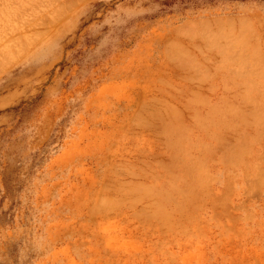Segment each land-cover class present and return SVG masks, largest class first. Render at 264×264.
I'll return each mask as SVG.
<instances>
[{
  "label": "rangeland",
  "instance_id": "obj_1",
  "mask_svg": "<svg viewBox=\"0 0 264 264\" xmlns=\"http://www.w3.org/2000/svg\"><path fill=\"white\" fill-rule=\"evenodd\" d=\"M263 56L264 0H0V264H264Z\"/></svg>",
  "mask_w": 264,
  "mask_h": 264
},
{
  "label": "bare ground",
  "instance_id": "obj_2",
  "mask_svg": "<svg viewBox=\"0 0 264 264\" xmlns=\"http://www.w3.org/2000/svg\"><path fill=\"white\" fill-rule=\"evenodd\" d=\"M214 20H215V19H214ZM217 20H218V19H217ZM206 22L208 23V21H206ZM217 22H219V23H217ZM217 22H216V23H217V24H216L217 27H219V28H220V27H224V26H223V25H224L223 20H222L223 25H222V22H221L220 20L217 21ZM228 23H231V22L228 20ZM233 23H234V22H233ZM192 24L194 25L195 23L193 22ZM207 25H208V24H207ZM210 25H211V24H210ZM210 25H208V27H210ZM185 26H187V28H188V25H187V24H186ZM199 26H201V25H199ZM182 27H183V26H182ZM208 27H207L206 25H204V26H201L200 29L202 28L203 32H204V31H207V30H209V29H210V30L212 29V27H210V28H208ZM225 27H226V26H225ZM225 27H224V28H225ZM194 28H195V29H194ZM228 28H229V26H228ZM191 29H192V28H191ZM191 29L188 28V29H186V30H187V31H189V30H190V31H194L195 33H196V31H195L196 29L199 30L197 26L195 27V25H194V27H193L194 30H193V29L191 30ZM215 29H216V28H215ZM180 30H181V29H180ZM221 30H222V29H221ZM178 31H179V30H178ZM181 31H183V29H182ZM225 31H226V29H225ZM185 32H186V31H185ZM185 32H184V33H185ZM218 32H219V30H218ZM227 32L229 33V31H227ZM231 32H232V31H231ZM178 33H180V32H178ZM187 33H188V32H187ZM190 33H191V32H190ZM205 33H206V32H205ZM207 33H208V32H207ZM220 33H221V32H220ZM181 34H182V33H181ZM196 34H197V33H196ZM218 34H219V33H218ZM222 34H223V33H222ZM200 35H201V33H200ZM219 35H220V34H219ZM210 36H211V35H210ZM194 37H196V36H194ZM199 37H200V36H199ZM210 40H211V39H210ZM223 40H224V39H223ZM219 41H220V40H219ZM228 41H229V40H228ZM210 43H211V42H210ZM228 43H230V42H228ZM217 44H219V42H217ZM182 45H183V44H182ZM222 46H223V45H221V46L219 45V47H221V48H222ZM224 46H225V45H224ZM231 46H232V45H231ZM199 47H200V46H199ZM184 48H185V47H184ZM200 48H201V47H200ZM222 49L225 50V49H227V48H226V47H223ZM222 49H221V50H222ZM167 50H168V49H167ZM207 50H208V49H207ZM218 50H219V49H218ZM233 50H234V49H233ZM225 52H226V51H225ZM226 53H227V52H226ZM231 53H232V52H231ZM231 53H230V54H231ZM236 53H237V51H236ZM237 55H238V54H237ZM235 56H236V55H235ZM239 56H241V55L239 54ZM260 56H261V55H260ZM174 57H175V56H174ZM233 57H234V55H233ZM263 57H264V56H263ZM240 58H241V57H240ZM258 58H259V57H258ZM207 59H208V58H207ZM198 61H199V60H198ZM207 61H208V60H207ZM245 61H246V60H245ZM262 61H263V60H262ZM197 64H198V63H197ZM195 66H196V65H195ZM199 66H200V65H199ZM234 66H235V65H234ZM257 66H258V65H257ZM259 67H260V66H259ZM253 69H254V68H253ZM234 70H235V69H234ZM261 70H262V69H261ZM238 71H239V70H238ZM254 72H256V71H254ZM239 73H240V72H239ZM256 73H258V72H256ZM242 74H243V72H242ZM245 74H247V73H245ZM261 74H262V73H261ZM240 76H241V75H240ZM257 76H258V75H257ZM251 84H252V83H251ZM248 85H249V84H248ZM257 85H258V84H257ZM249 86H250V85H249ZM253 88H254V87H253ZM263 88H264V87H263ZM256 90H258V89H256ZM248 92H249V91H248ZM252 92H253V91H252ZM193 94H194V93H193ZM251 95H252V94H251ZM175 96H176V95H175ZM243 96H244V95H243ZM256 96H257V95H256ZM201 97H203V96H201ZM173 98H174V97H173ZM247 98H248V94H247ZM157 100H158V99H157ZM178 100H179V99H178ZM197 100H198V99H197ZM241 100H242V99H241ZM159 101H161V100H158V103H159ZM163 102H164V101H163ZM256 102L258 103V101H256ZM199 103H200V102H199ZM179 104H180V103H179ZM236 108H237V107H236ZM189 109H190V108H189ZM263 109H264V108H263ZM172 110H173V109H172ZM219 111H220V110H219ZM237 111H239V110H237ZM240 111H242V110H240ZM246 111H247V110H246ZM256 111H257V113H258V110H256ZM261 111H263V110H261ZM175 113H177V112H175ZM235 113H237V112H235ZM238 113H241V112H238ZM136 114H137V113H136ZM140 114H141V113H140ZM258 114H259V113H258ZM174 115H175V114H174ZM178 115H179V114H178ZM249 115H251V114H249ZM259 115H260V114H259ZM262 115H263V114H262ZM262 115H261V116H262ZM263 116H264V115H263ZM168 117H169V116H168ZM175 117H176V115H175ZM196 117H197V116H196ZM241 117L244 118L243 115H242ZM138 118H139V117H138ZM173 118H174V117H173ZM245 118H246V117H245ZM263 118H264V117H262V119H263ZM174 119H175V118H174ZM174 119H173V120H174ZM176 119L183 120V119H180V118H178V117H176ZM169 120H171V123H172V118L169 119ZM179 120L177 121L178 123H179ZM175 121H176V120H175ZM166 122L168 123L169 121H166ZM261 122H262V121H261ZM169 123H170V122H169ZM181 123H184V122L181 121ZM148 124H149V123H148ZM165 124H166V123H165ZM184 124H185V123H184ZM202 124H203V123H202ZM261 124H262V123H261ZM261 124H260V125H261ZM171 125H173V124H171ZM176 125H177V124H176ZM181 125H182V124H181ZM185 125H186V124H185ZM144 126H145V125H144ZM169 126H170V125H169ZM178 127H179V125H178ZM182 127H184V125H182ZM226 127H227V126H226ZM185 128H186V127H185ZM189 128H190V127H189ZM165 129H166V128H165ZM172 130H173V129H172ZM238 131H239V130H238ZM171 132H172V131H171ZM218 133H219V132H218ZM169 134H170V133H169ZM182 134H184L183 131H182ZM165 136H166V135H165ZM252 136H253V135H252ZM184 137H185V136H184ZM219 137H220V136H219ZM165 138H166V137H165ZM188 140H189V139H188ZM220 140H221V138H220ZM163 141H164V140H163ZM238 141H239V140H238ZM228 142H229V141H228ZM231 142H232V141H231ZM245 142H246V141H245ZM189 143H190V142H189ZM191 143H192V142H191ZM235 143H237V142H235ZM241 143H244V142H241ZM231 144H232V143H231ZM233 144H234V143H233ZM240 145H241V144H240ZM244 145H245V144H244ZM253 145H254V144H253ZM231 146H232V145H231ZM233 146H234V145H233ZM236 146H237V145H236ZM237 147H239V146H237ZM242 147L244 148L243 145L241 146V148H242ZM192 149H193V148H192ZM234 149H236V148H234ZM245 149H246V148H244V151L247 152L248 150H245ZM187 150H188V149H187ZM207 150H208V147H207ZM190 151H191V150H190ZM234 151H235V150H234ZM200 152H201V151H200ZM233 153H234V152H233ZM236 154L240 155L241 153H238V152H237ZM245 154H246V153H245ZM243 155H244V154H243ZM179 157H181V155H180ZM244 157H245V156H244ZM260 157H261V156H260ZM231 158H233V157L231 156ZM238 158H241V156L238 157ZM242 158H243V157H242ZM261 159H262V158H261ZM190 160L193 161L192 159H190ZM152 161H153V160H152ZM191 161H190V163H191ZM194 161H195V160H194ZM153 162H154V161H153ZM144 163H145V162H144ZM192 163H193V162H192ZM202 163H203V161H202ZM239 163H240V162H239ZM146 164H147V163H146ZM148 164H149V163H148ZM185 164H186V163H185ZM194 164H195V163H193V164H191V165H192V166H195L196 164H195V165H194ZM200 164H201V163H200ZM126 165H127V164H126ZM133 165H134V164H133ZM191 165L189 166L190 168L192 167ZM238 165H239V164H238ZM147 166H148V165H147ZM198 166H199V165H198ZM247 166H248V163H247ZM130 167L133 168V166H130ZM144 167H145V166H144ZM195 167H197V165H196ZM195 167H194V169H195ZM201 167H202V164H201ZM140 168H141V167H140ZM148 168H149V167H148ZM192 168H193V167H192ZM198 168H200V166H199ZM259 168H260V167H259ZM141 169H142V168H141ZM186 169H187V168H186ZM151 170H154V169H151ZM155 170H156V169H155ZM195 170L197 171V169H195ZM195 170H194V171H195ZM117 171H118V170H117ZM137 171H138V170H137ZM139 171H140V170H139ZM145 171H147V170L145 169ZM183 171H184V170H183ZM190 171H191V170H190ZM148 172H149V171H148ZM130 173H131V172H130ZM133 173H135V172H133ZM174 173H175V172H174ZM206 173H207V172H206ZM261 173H262V172H261ZM263 173H264V172H263ZM263 173H262V174H263ZM131 174H132V173H131ZM138 174H139V173H138ZM158 174H159V173H158ZM193 174H194V173H193ZM258 174H259V173H258ZM139 175H140V174H139ZM177 175H179V174H177ZM195 175H196V173H195ZM200 175H201V174H200ZM205 175H206V174H205ZM209 175H210V174H209ZM259 175H260V174H259ZM153 176H154V175H153ZM156 176H157V175H156ZM159 176H160V175H159ZM201 176H202V175H201ZM206 176H207V175H206ZM256 176H257V175H256ZM135 177H136V176H135ZM144 177H145V176H144ZM157 177H158V176H157ZM160 177H161V176H160ZM173 177H174V176H173ZM176 177H177V176H176ZM180 177H181V176H180ZM190 177H191V176H190ZM208 177H209V176H208ZM146 178H147V177H146ZM174 178H175V177H174ZM178 178H179V177H178ZM182 178H183V177H182ZM255 178H256V177H255ZM201 179H202V178H201ZM131 180H132V179H131ZM207 180H208V179H207ZM207 180H206V181H207ZM263 180H264V179H263ZM121 181H122V180H121ZM186 181H188V180L186 179ZM202 181H203V180H202ZM126 182H127V181H126ZM133 182L135 183V181H133ZM147 182H148V181H147ZM175 182H176V181H175ZM247 182H249V181H247ZM261 182H262V181H261ZM117 183H118V182H117ZM136 183H139V180H138V182H136ZM139 184H140V183H139ZM187 184L189 185V183H187ZM199 184H200V181H199ZM201 184H202V182H201ZM208 184H209V183H208ZM251 184H252V182H251ZM255 184H256V183H255ZM108 185H109V184H108ZM130 185H131V184H130ZM143 185H144V184H143ZM149 185H151V184H149ZM173 185H174V184H173ZM176 185H178V184H176ZM193 185H194V184H193ZM203 185H205V184H203ZM131 186H132V185H131ZM178 186H179V185H178ZM196 186H197V185H196ZM200 186H201V185H200ZM109 187H111V186H109ZM121 187H122V186H121ZM121 187H120V188H121ZM132 187L135 188V184H134V186H132ZM139 187H140V186H139ZM151 187H152V186H151ZM154 187H155V186H154ZM168 187H169V186H168ZM174 187H175V186H174ZM187 187H188V186H187ZM210 187H211V186H210ZM261 187H262V186H261ZM105 188H106V187H105ZM107 188H108V187H107ZM112 188H113V187H112ZM122 188H124V187H122ZM122 188H121V189H122ZM130 188H131V187H130ZM134 188H133V189H134ZM144 188H145V187H144ZM156 188H157V187H156ZM163 188H164V187H163ZM175 188H176V187H175ZM133 189H131V190H133ZM140 189H142V188H140ZM140 189H139V191H142V190H140ZM149 189H150V187H149ZM157 189H158V188H157ZM164 189H165V188H164ZM167 189H168V188H166V192H167V194H170V193H168L169 190L167 191ZM179 189H180V188H179ZM205 189H206V186H205ZM252 189H253V188H252V185H251V190H252ZM258 189H259V187H258ZM262 189H263V188H262ZM109 190H110V189H109ZM131 190H130L129 192H132ZM150 190H151V189H150ZM150 190H149V191H150ZM158 190H159V189H158ZM175 190H176V189H175ZM183 190H184V188H183ZM186 190H188V189H186ZM186 190H185V191H186ZM248 190H249V188H248ZM248 190H247V191H248ZM260 190H261V189H260ZM114 191H115V189H114ZM126 191H127V190H126ZM134 191L138 192V191L136 190V188L134 189ZM145 191H146V190H145ZM151 191H153V190H151ZM151 191H150V193H151ZM170 191H171V190H170ZM253 191H254V190H253ZM147 192H148V191H147ZM147 192H146V193H147ZM155 192H156V191H155ZM148 193H149V192H148ZM148 193H147V194H148ZM153 193H154V192H153ZM153 193H152V195H153ZM171 193H172V192H171ZM182 193H183V192H182ZM182 193H181V194H182ZM186 193H188V191H186ZM254 193H255V192H254ZM125 194H126V193H125ZM138 194H140V193H138ZM184 194H185V193H184ZM188 194H189V193H188ZM256 194H257V193H256ZM106 195H107V194H106ZM106 195H105V196H106ZM131 195H132V193H131ZM161 195H162V194H161ZM170 195L173 196L172 194H170ZM206 195H207V194H206ZM133 196H134V194H133ZM137 196L139 197V201L141 202L140 199H142L143 196H146V195L144 194L143 196H141V195H140V196L137 195ZM149 196H150V195H149ZM167 196H168V195H167ZM185 196H186V195H185ZM187 196H188V195H187ZM187 196H186V198H189V197H187ZM224 196H225V195H224ZM107 197H108V196H107ZM112 197H113V196H112ZM135 197H136V196H135ZM141 197H142V198H141ZM162 197H163V196H162ZM123 198H125V197H123ZM145 198H147V197H145ZM152 198H153V197H152ZM172 198H173V197H172ZM184 198H185V197H184ZM130 199H131V198H130ZM136 199H137V198H136ZM148 199H149V197H148ZM163 199H164V198H163ZM108 200H109V198H108ZM108 200H107V201H108ZM118 200H119V198H118ZM120 200H122V199H120ZM165 200H166V199H165ZM170 200H171V198H170ZM122 201L125 202L124 200H122ZM137 201H138V199H137ZM139 201H138V202H139ZM166 201H167V200H166ZM174 201H175V200H174ZM225 201H226V200H225ZM109 202H111V201H108V203H109ZM129 202H130V201H129ZM133 202H134V201H133ZM138 202H137V203H138ZM156 202H157V201H156ZM130 203H132V201H131ZM135 203H136V202H135ZM168 203H169V202H168ZM177 203H178V201H177ZM225 203H226V202H225ZM149 204H150V203H149ZM151 204H152V203H151ZM158 204H159V202H158ZM163 204H164V203H163ZM169 204H170V203H169ZM178 204H179V203H178ZM153 205H154V203H153ZM156 205H157V203H156ZM156 205H155V206H156ZM161 205H162V204H161ZM174 205H176V204L174 203ZM158 206H159V205H158ZM158 206H157V207H158ZM163 206H165V204H164ZM163 206H162V207H163ZM116 207H117V206H116ZM132 208H133V207H132ZM160 208H161V206H160ZM178 208H179V206H178ZM147 209H148V208H147ZM149 209H150V208H149ZM162 209H163V208H162ZM182 209H183V208H182ZM182 209H180V210H182ZM155 210H156V209H155ZM166 210H167V209H166ZM149 211H150V210H149ZM153 211H154V210H153ZM163 211H164V209H163ZM167 211H168V210H167ZM167 211H166V212H167ZM178 211H179V210H178ZM147 212H148V211H147ZM147 212H146V213H147ZM155 212H156V211H155ZM155 212H154V213H155ZM168 212H169V211H168ZM140 213H141V212H140ZM151 213H152V212H151ZM148 214H149V213H148ZM158 214H159V213H158ZM163 214H164V213H163ZM154 215H156V213H155ZM160 215H161V214H160ZM161 216H162V215H161ZM141 217H142V216H141ZM151 217H153V215H151ZM151 217H150V218H151ZM158 217H159V216H158ZM163 217H164V216H163ZM153 218H157V216H156V217L154 216ZM159 218H160V217H159ZM145 219H146V218H145ZM141 220H142V219H141ZM151 220H152V219H151ZM161 220H162V219H161ZM163 220H164V219H163ZM163 220H162V221H163ZM169 220H170V219H169ZM165 222H166V221H165ZM163 224H164V222H163ZM184 231H185V230H184Z\"/></svg>",
  "mask_w": 264,
  "mask_h": 264
}]
</instances>
